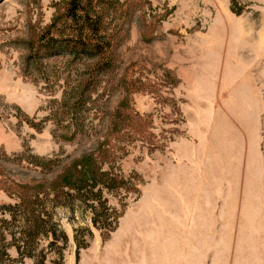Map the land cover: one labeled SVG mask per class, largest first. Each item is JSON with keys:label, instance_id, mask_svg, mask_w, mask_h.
Listing matches in <instances>:
<instances>
[{"label": "rangeland", "instance_id": "374dc122", "mask_svg": "<svg viewBox=\"0 0 264 264\" xmlns=\"http://www.w3.org/2000/svg\"><path fill=\"white\" fill-rule=\"evenodd\" d=\"M64 2L0 0V207L42 185L59 229L17 217L5 264H264V0H130L100 68L37 53ZM87 154L105 181L51 185Z\"/></svg>", "mask_w": 264, "mask_h": 264}, {"label": "trees", "instance_id": "16d2710c", "mask_svg": "<svg viewBox=\"0 0 264 264\" xmlns=\"http://www.w3.org/2000/svg\"><path fill=\"white\" fill-rule=\"evenodd\" d=\"M129 3L130 0H65L63 7L53 18L47 36L42 37L39 41L37 53L40 55L43 53L45 57L64 52L78 53L86 58L96 59L94 66L97 68L103 67L112 53V45L106 38L117 37L118 34L114 27L119 24L112 20L121 19V15L127 12ZM233 10L241 12V9H235V7ZM112 23L115 24L113 27H111ZM88 85L89 83L85 84L83 89L80 87L76 96V101L73 104L76 116L85 104L83 99L86 96ZM105 179L106 172L101 171L97 159L93 154H87L67 163L51 185L55 189L68 187L80 192L87 188L94 189ZM41 188L44 187L36 186L33 194L20 192L19 202L4 206L8 211L0 207L2 213L9 214V219L0 218V264H5V258L10 256L9 245L15 244L19 251L21 249L16 239L17 233L11 231V241H7L6 235L7 228L15 227L13 224L17 217H20L22 221L21 225L17 227H21L20 232L23 234L28 248L36 243V236L46 228L54 235L59 230L58 223L52 220V210L43 206V198L40 196ZM57 192L63 193L59 190ZM107 213H105L106 217H108ZM95 215L93 214L92 220L97 225L98 221ZM64 236L67 241L68 236L66 234ZM40 253L43 251L41 250ZM44 258V255L37 258V264H44Z\"/></svg>", "mask_w": 264, "mask_h": 264}]
</instances>
